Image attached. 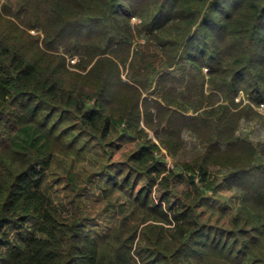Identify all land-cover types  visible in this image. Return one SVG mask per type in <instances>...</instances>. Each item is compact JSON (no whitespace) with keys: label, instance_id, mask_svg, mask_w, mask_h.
Returning a JSON list of instances; mask_svg holds the SVG:
<instances>
[{"label":"trees","instance_id":"obj_1","mask_svg":"<svg viewBox=\"0 0 264 264\" xmlns=\"http://www.w3.org/2000/svg\"><path fill=\"white\" fill-rule=\"evenodd\" d=\"M262 104L264 0H0V264H264V145L237 134ZM223 173L228 228L200 212Z\"/></svg>","mask_w":264,"mask_h":264},{"label":"rangeland","instance_id":"obj_2","mask_svg":"<svg viewBox=\"0 0 264 264\" xmlns=\"http://www.w3.org/2000/svg\"><path fill=\"white\" fill-rule=\"evenodd\" d=\"M131 22L134 28L141 27L142 21L135 16H132ZM144 39H140V42H144ZM77 59L70 60L71 64H76ZM205 70V74H206ZM244 100L243 105H247L249 102L248 98L241 93L237 97V102ZM255 110L263 117V120H259L256 122H243L241 125V128L238 131V136L241 138L249 139L254 144H262L264 145V104L261 106L255 108ZM143 125V124H142ZM144 127V126H143ZM145 128V127H144ZM147 132L150 134L151 138L154 139L156 143L157 140L154 137V133L150 131L149 128H146ZM184 140L185 145L181 152V159L192 161L196 159L200 154L204 152V146L202 142H200L198 139L193 137L191 134H184ZM135 147V141L133 139H124L120 140L118 143L115 144L113 150V162H120L122 161L125 156H127L131 150ZM162 156L166 157L165 163L168 167L173 168L174 162L172 158L169 156L167 150L162 148ZM91 159V162L89 163V160ZM101 158L97 157L96 155H91L88 159V163L85 164L86 167H88L89 170L98 169V163ZM107 161V159H105ZM225 176V173L219 174L217 178L219 179V186L217 188V192L213 195L212 191H206V196L209 198V201L206 203V206L200 207V212L204 215L205 221L211 220L212 223L218 224L219 226L228 228L229 227V220L230 217L237 213V208L239 206V198L236 192L229 190L221 181L223 180V177ZM197 181L200 180V176L196 178ZM100 191H94L91 193L90 199L94 202H89V211L91 212L93 216H95L97 213L101 212L105 209L106 203L99 197L98 193ZM65 193H62L60 196V199L63 198ZM116 196V195H115ZM56 197V196H55ZM122 197V196H121ZM57 198V197H56ZM55 198L56 202L57 199ZM125 198L123 199V201ZM94 218V217H93ZM106 223L100 218L97 223V228L99 231H104L106 229Z\"/></svg>","mask_w":264,"mask_h":264}]
</instances>
